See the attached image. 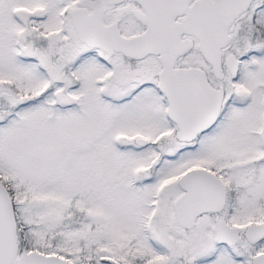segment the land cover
Segmentation results:
<instances>
[{"label":"snow or ice","instance_id":"1","mask_svg":"<svg viewBox=\"0 0 264 264\" xmlns=\"http://www.w3.org/2000/svg\"><path fill=\"white\" fill-rule=\"evenodd\" d=\"M0 264H264V0H0Z\"/></svg>","mask_w":264,"mask_h":264}]
</instances>
